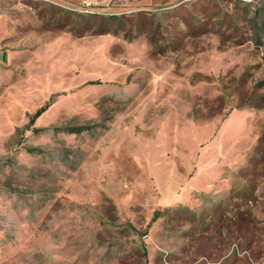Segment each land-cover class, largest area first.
<instances>
[{"label": "rangeland", "instance_id": "obj_1", "mask_svg": "<svg viewBox=\"0 0 264 264\" xmlns=\"http://www.w3.org/2000/svg\"><path fill=\"white\" fill-rule=\"evenodd\" d=\"M0 264H264V0H0Z\"/></svg>", "mask_w": 264, "mask_h": 264}, {"label": "trees", "instance_id": "obj_2", "mask_svg": "<svg viewBox=\"0 0 264 264\" xmlns=\"http://www.w3.org/2000/svg\"><path fill=\"white\" fill-rule=\"evenodd\" d=\"M45 109H46L45 107L39 109L34 115L33 119L41 115V113ZM254 159H257V156L254 155ZM234 175L236 180L233 181V187H234L233 194H236L237 196L251 198L256 191V185H255L256 180L248 179L246 178V176L259 175L258 170H238L234 172Z\"/></svg>", "mask_w": 264, "mask_h": 264}, {"label": "crops", "instance_id": "obj_3", "mask_svg": "<svg viewBox=\"0 0 264 264\" xmlns=\"http://www.w3.org/2000/svg\"><path fill=\"white\" fill-rule=\"evenodd\" d=\"M2 57H6L4 53L2 54Z\"/></svg>", "mask_w": 264, "mask_h": 264}]
</instances>
